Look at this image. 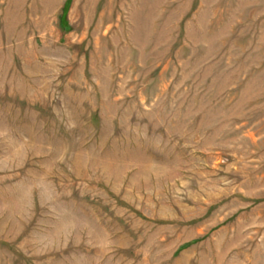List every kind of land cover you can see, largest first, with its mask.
<instances>
[{"label":"rangeland","instance_id":"rangeland-1","mask_svg":"<svg viewBox=\"0 0 264 264\" xmlns=\"http://www.w3.org/2000/svg\"><path fill=\"white\" fill-rule=\"evenodd\" d=\"M0 264H264V0H0Z\"/></svg>","mask_w":264,"mask_h":264}]
</instances>
